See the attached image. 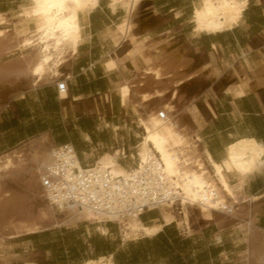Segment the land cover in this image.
Wrapping results in <instances>:
<instances>
[{
    "label": "bare ground",
    "instance_id": "obj_1",
    "mask_svg": "<svg viewBox=\"0 0 264 264\" xmlns=\"http://www.w3.org/2000/svg\"><path fill=\"white\" fill-rule=\"evenodd\" d=\"M140 1L110 0L111 12L115 14L121 8L124 16L120 23L101 30L98 33L99 40L108 42L113 49L120 48L128 41L131 36L132 16ZM98 5L99 0H26L8 13L0 12V59L17 52L23 53L34 45L38 48L36 58L31 64L27 63L24 67L8 66L5 63L0 65V90L8 85L18 86L26 77L31 79L33 88L40 83L55 82L62 78L61 66L67 54L78 49L88 39L87 34H84V24ZM246 6L247 0H198L194 5L191 37L195 38L200 33L213 36L242 26ZM147 13L148 11H144L143 15ZM144 20L143 26L146 23ZM148 40V36L137 37L133 47L123 56L117 58L108 56L102 62L106 74L115 72L120 74L118 81L114 83V91L124 112L132 117L137 128L141 130L135 169H124L108 153L101 155L94 165L96 172L101 174L106 172L108 175L112 184L111 193L118 188L119 193L113 194L112 203L115 209L122 213L119 216H108L85 208L78 209L75 206L67 209L58 208L48 202V210L40 211L39 220L52 221L57 212L64 216L63 221L74 225L83 215L86 221L94 220L98 224L117 222L127 239L152 238L161 232L164 226H170L175 222L176 218L171 209L179 201L182 226L189 232L188 207L195 206L203 213L225 211L226 214H232L233 204L240 201L245 181L253 174L264 170V145L253 138L236 141L227 148L223 160L217 163L206 150L199 151L201 141L199 135H196L195 139L167 121L142 117L140 109L143 104L152 98L162 97L165 93V90L142 93L139 89L142 82L151 80L159 84L171 74L181 78L190 76L187 62L181 53L168 54L167 47L154 50L151 48L154 44L149 46ZM247 65L251 77L244 71L239 72L234 79L235 83L226 88V95L239 98L248 91L264 86V60L247 59ZM215 75L218 77V74ZM137 77L140 83L134 85ZM178 81L175 84H178ZM63 93L66 92L61 94ZM205 104L208 102L205 101ZM45 140L46 137L39 138L38 141L44 144L35 146L31 153L37 166L36 171L41 176L42 169L52 163L56 151L53 148L48 149ZM14 158L18 161L21 158L20 152L14 153ZM129 159L133 160L134 157L131 156ZM13 166V158L10 155L0 157V178ZM72 167L82 170L77 161ZM231 177L237 178L238 182L235 185L231 184ZM44 196L48 198L46 192ZM11 200L8 192L0 190V210ZM228 200L231 202L228 203ZM153 202L159 203L157 209L161 223L153 226L142 225L139 220L141 211L138 208ZM9 226L15 235L23 232L35 233L43 228L42 224L25 220L9 222ZM244 229L256 234L259 245L249 254L248 264H264V213L252 212ZM99 231L102 232L101 227H98ZM112 263V257L108 255L97 260H87L83 264Z\"/></svg>",
    "mask_w": 264,
    "mask_h": 264
},
{
    "label": "crops",
    "instance_id": "obj_2",
    "mask_svg": "<svg viewBox=\"0 0 264 264\" xmlns=\"http://www.w3.org/2000/svg\"><path fill=\"white\" fill-rule=\"evenodd\" d=\"M260 2L261 0L255 7L261 5ZM249 6L243 14L248 37L256 31L264 32V12L254 18L248 11H254L255 8ZM152 7L156 9L155 6ZM11 9L4 6L0 12L8 13ZM176 9L172 8L171 11L181 12V18L183 12ZM92 25L90 16L89 24L88 19L84 24V34L88 36L86 41H91L96 35L92 32ZM225 33L232 34L229 37L232 49L230 54L236 57L234 66L238 69L237 61H242L243 51L250 46L243 48L242 40L235 37L233 31ZM86 41L79 47L77 55L68 56L61 67L63 78L68 77V92L65 94L59 93L56 87V81L62 78L55 82L40 83L33 88L31 79L26 77L18 86L8 85L0 90V102H4V105H0V157L10 155L16 165L23 160V156L28 157L29 154L32 157L33 148L43 143L38 141L39 138L46 137L44 142L48 149L56 150L65 144L72 145L80 166L84 164L85 167L93 165L101 155L111 154L116 148L131 149L138 143V128L129 125L116 108L113 82L117 79H114V73L108 75L103 71L101 63L95 59L94 48H84ZM213 43L219 49L225 47L222 41H212L210 46ZM257 49L259 48L250 47V54ZM36 53V48L30 47L19 56L6 61H3L5 56L2 57L0 65L5 63L8 66L24 67L35 60ZM225 88L219 82L202 83L200 79L194 78L188 81L181 100L174 102L178 112L174 118H177L179 126L199 135V151L206 150L217 163L225 157L226 147L240 138H253L264 145V87L247 92L239 98L226 95ZM205 101L210 104L213 112L206 107ZM193 106L198 110L199 124L191 119L190 110ZM146 108L147 106L142 108L141 112L146 114ZM101 120L119 130L113 132L111 128H104ZM16 152H20L22 160L14 158ZM130 154L133 156L134 151ZM133 160L127 158L118 160V163L124 169H131L134 167ZM29 161L35 164L33 158H29ZM0 189L10 194L7 189ZM13 194L10 196L14 197ZM243 195L247 197V201H250V197H259L251 204L264 200V170L248 178ZM153 212L157 214L141 219ZM15 216L17 215H7L0 220V264H82L86 260L106 257L110 255L109 252H112L114 260L116 250L113 247L114 233L111 231L114 224L111 222L100 225L108 230V234L103 235L97 231L98 226L95 229L79 226L83 220L72 226L62 224L44 228V224L49 221L37 219L31 222L43 225L39 232L15 235L9 222L22 220ZM139 220L142 225L153 226L161 223V216L158 211H151L143 214ZM178 232L183 238L191 237L179 230ZM154 238L155 236L147 238L151 241L148 249L151 255L147 256L145 264H188L181 255L180 259L170 256V260L165 259L167 262L164 263V256L159 254L162 239ZM218 238L220 242L208 244L210 261L212 264H228V254L221 244V236ZM143 239L145 238L138 240Z\"/></svg>",
    "mask_w": 264,
    "mask_h": 264
},
{
    "label": "rangeland",
    "instance_id": "obj_3",
    "mask_svg": "<svg viewBox=\"0 0 264 264\" xmlns=\"http://www.w3.org/2000/svg\"><path fill=\"white\" fill-rule=\"evenodd\" d=\"M24 1L26 0H0V10L4 6H7V8L9 7L15 9L20 2H24ZM197 1L198 0H154L152 2V0H144V1L141 0L139 2L137 10L132 16L130 38L128 39V41L122 44L120 48L113 49L109 46L108 42L105 43L101 42L97 34L107 26L120 23L124 16V13L122 9L119 8L120 10L118 9L116 13L113 14L111 12L109 5L110 0H99V5L97 9L88 16V24H89V18L91 16V21L93 22L91 29L92 32L95 33L96 35L95 37H93L91 41L89 40L86 41L87 43H85L84 45V48H89V47L94 48L93 51H94L95 59L101 63L100 64L101 66H102V62L108 56L112 58L123 56L125 54L124 52H126L131 47H133L135 38L143 37V36H148V39L151 42L148 40L147 44L149 46H153L154 44V47H151L154 50L167 47L168 54L169 52L181 53V55H183V59L187 62L188 71H189L188 75L190 76L188 77L184 76L183 78H181L180 76L177 77L176 75L171 74L170 77H168L169 80L165 78L159 84H155L151 80H145L144 82H142V84H140L141 87L139 88L142 93L145 92L152 93L153 91H161V90H165V93L162 97H155L149 100L148 102L144 103L141 109L147 106V108L145 109L147 113L145 114V112L143 111L141 112V109H140V113L143 118L147 119L150 117L151 119L158 121V119H161L159 113L162 112L164 114V118L161 119L160 121L163 120L169 122L170 124L174 125L176 128L185 131L190 137L195 139L197 138L198 135L195 132L190 133L185 128L180 127L179 126L180 123H177L176 121L177 118H174L178 113L174 102L177 101L179 102L181 100L183 93L187 89L188 81L196 78V79H200L202 83H206V81L209 83L219 82L221 85L227 88L228 85L235 83L234 79L237 78L239 72L244 71L245 73H247L249 77H251V73L247 65V59H250L252 61L264 60V32L256 31L253 32L248 37V34L245 33L247 27L245 24L244 17H243L244 24L238 28L233 29L232 30L233 34L235 35V37L242 40L241 45L243 48L249 45L252 49H254V47L259 49H257L256 51L255 50L251 51V54L249 52L250 47L245 49L243 51L242 61L241 60L237 61V66H239L238 69H236L234 66V63H236L237 60L236 57L230 54L232 53L231 52L232 49L229 46V37L232 35L231 33L223 32V34L220 33L222 35L216 34L213 36L206 35L205 33H200L195 38L191 37L190 34L193 30L192 23H193V15H194V5L195 3H197ZM259 1L260 0H247V6L244 12L247 10L250 4L249 8L253 7L255 9H253L254 11L250 9V11L248 12H250V14L254 18H257L259 14L261 15L262 12H264V0H261L260 2L261 5L255 7V5L259 4ZM152 6L156 7L157 13H156V9L153 8ZM172 8H177L176 10L182 11L183 16L179 18L181 16V12L179 11L174 12L175 10L171 11ZM144 11H148V13L146 15H143ZM177 17L178 19H176ZM143 19H145L144 21H146L144 26L142 24ZM215 40L222 41V43L225 45L226 48L223 46V49H219L214 43L212 44V46H210L211 42ZM32 47L38 50V48L35 45ZM79 47L78 49L76 48L70 51L67 55L75 57L78 53ZM27 50L28 49H26L25 51ZM20 53L21 52H17L11 56L8 57L5 56L3 61H6L13 57H17L20 55ZM67 58L65 62L67 61ZM215 74H218V77ZM210 75L214 76V78L211 77ZM63 76L64 74L62 73L63 80L68 79V77L63 78ZM113 77L114 79H117L113 82V87H114L115 85L114 83L118 81L120 74L118 72H115L113 74ZM175 79L176 81L180 80L178 81V84H175L177 83ZM139 81H140L139 77H137L135 79V82H133L134 85L139 84L140 83ZM255 90H251V91H255ZM114 94H115L116 108L118 109V111L121 112L122 117L124 119H127L129 125L137 127V125L135 124L136 122L133 121L132 117L128 113L124 112V110L122 109L120 99L117 96L116 92ZM0 105L1 106L4 105V102H0ZM206 107L211 112H213L209 103L206 105ZM197 112H198L197 108L193 106L190 110V115L193 122L199 124L197 120ZM101 124L104 128H111L113 132H117L119 130V128H117L116 126H111L103 120H101ZM138 132L139 134L136 136V138H138L139 140L135 147L136 153L135 155H133L135 162L133 163L134 167H132V169L136 168V163L138 161L137 146L140 143L139 136H141V130L138 129ZM235 142L227 146L226 150ZM202 151L203 150H201V152ZM118 154L120 155L121 151L115 150L110 154L112 155L113 159L116 162H118V158H119ZM29 158L30 159L32 158L30 157L29 154L28 157L23 156L22 158L23 160L19 159L22 161L14 165L13 168L8 173L2 175L0 178V187H2L3 189H7L10 192V194L14 193L13 194L14 197H12L13 199L8 204L6 205L4 204L5 207L2 208V210H0V220H2V218H4L7 215H11V216L17 215L15 217L22 219L15 221H23V220L32 221L37 219L39 220L40 211L48 210V201L44 196V191L39 181L41 174L36 171L37 170L36 164L29 163L30 162ZM83 166L84 164H82V167ZM208 170L212 172L211 168L209 167ZM247 180L245 181L244 185L246 184ZM230 182L232 185H235L238 182V180L235 177H231ZM258 199L259 197L253 196L249 198L250 201H247V197L243 195V189H242V194L239 199L240 201H236L233 204L232 214L230 213L226 214L225 211H218V212L214 211L210 213H203L200 209H198L195 206L188 207V220L190 226L189 232H186L182 226L181 215H180L182 210L179 201L176 202L175 205H173V208L171 209V212L176 218L175 220L176 223L174 222L173 224L175 225L177 231L178 230L181 231V233L184 234L185 236H191L189 238L191 240V243L181 256L185 259V261L188 264H212L209 258V252L211 251L209 250L208 244L213 242L214 243L220 242L218 236H221V242H222L221 244H223L228 254V264H248L247 259L249 254L252 251H255L259 245L256 239L257 237L256 234L251 233L250 230L248 229L247 230L244 229V226L246 225V221L249 219V216L251 215L252 212L259 211L264 213V210L262 211L260 210V209H264V200L251 204V202H255ZM229 202H231V200H228V203ZM156 214L157 212L146 214L141 219H146ZM53 217L54 219L52 221L49 220V223L44 224L45 225L44 228L50 225L58 227L62 224L65 226H72L70 225V222L63 221L64 216L62 214L56 212ZM82 220L84 222L79 226L90 227L91 229H95L97 226L101 227L100 225L104 226L107 223L106 222V223L98 224L95 223L94 220L86 221L85 217L81 215V220H79L78 222ZM98 227L96 228L97 231H98ZM101 229L102 232L99 231L101 234L103 235L108 234V230L105 227H101ZM111 231L114 233L113 247L116 250V252L121 250L125 252L129 251L128 244L135 240L127 239L124 237L122 232V227L120 224L119 226L114 224L113 229ZM138 239H142V238H137V240ZM1 247L2 246L0 245V248ZM111 257L113 262L112 264H116L115 260H113L112 255ZM165 259L170 260V256ZM165 259H164V263L167 262V260ZM223 260L224 259L222 258L221 261ZM218 264L220 263L218 262Z\"/></svg>",
    "mask_w": 264,
    "mask_h": 264
},
{
    "label": "built area",
    "instance_id": "obj_4",
    "mask_svg": "<svg viewBox=\"0 0 264 264\" xmlns=\"http://www.w3.org/2000/svg\"><path fill=\"white\" fill-rule=\"evenodd\" d=\"M56 87L59 93L68 92L66 80H60L56 83ZM159 115L161 119L164 118L162 112ZM136 145L131 149L128 147L121 148L118 160L130 158L132 156L130 153L133 151L135 155ZM75 161L79 163L72 145L65 144L56 148L52 163L42 169V176L39 180L42 189L48 195L47 201L58 208L67 209L70 206H75L78 209L85 208L108 216H119L122 212H118L112 203L113 194H118L119 190L116 188L111 193L112 184L109 182L106 172L104 174L96 172L95 163L81 167L82 170L80 171L72 167ZM158 205V202H153L150 205L140 206L138 208L141 211L139 217L147 212L158 211ZM111 223L119 226L117 222Z\"/></svg>",
    "mask_w": 264,
    "mask_h": 264
},
{
    "label": "trees",
    "instance_id": "obj_5",
    "mask_svg": "<svg viewBox=\"0 0 264 264\" xmlns=\"http://www.w3.org/2000/svg\"><path fill=\"white\" fill-rule=\"evenodd\" d=\"M156 238L162 239L159 254L164 256V259L173 255L180 259V255L185 252L191 243L189 238H183L179 234L175 225L165 226L163 231L157 234L154 239ZM150 243L151 241L147 238L130 242L128 244L129 251L121 250L115 253L114 260L116 264H145L147 256L151 255V252L148 251ZM109 254H112V252H109Z\"/></svg>",
    "mask_w": 264,
    "mask_h": 264
}]
</instances>
